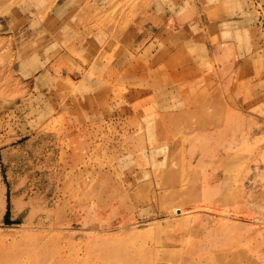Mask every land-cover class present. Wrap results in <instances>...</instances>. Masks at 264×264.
I'll return each mask as SVG.
<instances>
[{
  "label": "rangeland",
  "instance_id": "1",
  "mask_svg": "<svg viewBox=\"0 0 264 264\" xmlns=\"http://www.w3.org/2000/svg\"><path fill=\"white\" fill-rule=\"evenodd\" d=\"M44 216L81 264H264V0H0V264Z\"/></svg>",
  "mask_w": 264,
  "mask_h": 264
},
{
  "label": "bare ground",
  "instance_id": "2",
  "mask_svg": "<svg viewBox=\"0 0 264 264\" xmlns=\"http://www.w3.org/2000/svg\"><path fill=\"white\" fill-rule=\"evenodd\" d=\"M46 71L47 69H45L44 71L45 74L48 73ZM161 178H163L164 181L165 180L169 181L170 179L169 177H161ZM171 187L174 189L175 184L171 185ZM124 199H125V194L122 196L123 201H122V204H120V207L123 209H126L128 208V206L123 204V202L126 200V203H127V199L125 200ZM182 214L183 213H176L174 211H171V212H168L167 216L169 218H172L175 216H180ZM49 222L50 220H49V217L47 216H44L43 218H39V220H37L35 224V227L33 226L36 232H32L29 236H26L21 244L28 245L32 243L33 247L32 248L30 247V249H32L36 253L41 252L42 255L44 254V257H43L44 259H42V261L37 264H81L79 257L77 255L75 256L71 252L73 245H74L73 237L57 236L55 234H51L50 232H45L44 230H53L57 228L56 227L57 225L54 227L48 226L51 223ZM69 225L72 226L73 225L72 222L69 223ZM129 239L131 240L132 239H142V234H136L130 237ZM98 242H101V240L91 241V243L89 244L90 246L99 245ZM114 243H115V239H112L110 244L113 245ZM106 244H109V243H106ZM143 252H144V257L141 260V264H153L152 259H151L152 256L150 255L152 252V249L151 250L145 249ZM51 254H53L51 259L50 260L47 259ZM10 256L12 255H7L6 258H9ZM185 260H187V257L182 258L180 260V263L184 262ZM6 261L7 260L5 258H2L1 262L3 264H10L9 260L7 262ZM159 262H160V259L156 261V263L154 264H162ZM247 262L248 263H245V264H257L250 260H248ZM122 264H126V263H122ZM236 264H241V263H236Z\"/></svg>",
  "mask_w": 264,
  "mask_h": 264
}]
</instances>
